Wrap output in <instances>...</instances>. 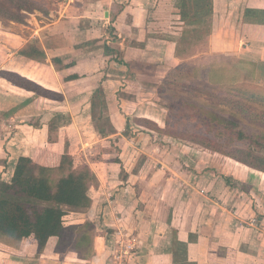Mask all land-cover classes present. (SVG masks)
<instances>
[{
  "label": "crops",
  "instance_id": "obj_1",
  "mask_svg": "<svg viewBox=\"0 0 264 264\" xmlns=\"http://www.w3.org/2000/svg\"><path fill=\"white\" fill-rule=\"evenodd\" d=\"M46 1L49 3L46 11L34 10L31 13L29 37L25 38L20 33L13 32L17 39L10 41L15 46L10 51H6L1 69L18 72L58 95L45 97L17 86L3 76L0 78L2 85H10L12 91L26 92L36 96L30 100V104H35H28L25 109L27 107L43 109L38 104L40 98L44 99L43 101H56L53 104L48 103L45 108L49 113L55 111L56 126L59 124L64 136L49 139L48 125L45 123L37 125L34 119L32 122L27 121V119L31 120L32 116L18 117L21 108L16 109L14 115H5L6 118L0 121L2 131L0 132V157L4 163L0 171L2 181H11L21 155L31 156L33 159L39 155L38 161H44L46 155L47 158L54 159L53 161L57 160L58 155L61 157L66 154L70 157L71 152L66 150L72 138L66 131L71 128H86L87 125L82 122L86 121V117L94 119L97 113L105 115L106 120H109V126L106 124L105 129L100 126L103 128L101 129L96 125L95 134L98 133L109 142L112 140L115 142L114 137L119 136V129L126 128L130 131V135L124 138L128 149L131 150L137 145L136 136L140 134L150 138L149 144H153L152 136L157 131L135 122L134 118L147 117L158 122L160 126H162L161 123L148 115H137L131 118L130 112L126 111L124 106L120 109V106L114 105L113 100L118 99L117 101L120 102L119 98L128 97L129 94L126 92L131 82H137L134 84L137 86L136 96H141L146 87L144 75H151L148 74L147 69H150L152 65L156 68L177 67L176 65H180L179 63L184 60L177 55L178 41L176 39L179 40V38L170 35L172 29L170 25L165 26L166 18H178L177 32L180 36L188 31L201 32V35L197 34V37L206 39L207 55L218 56L225 53L240 62L256 65L257 68L261 67L264 71V0H205V6L210 5L211 12L200 19L191 21L189 25L181 19L178 4L182 0ZM188 1L190 14H197L196 10L200 9L201 5L194 4L197 0ZM202 25H205V30ZM203 30L206 33L205 36ZM28 42H34L45 50L47 54L45 62L30 59L19 53V50ZM2 45L7 47L6 43ZM106 46L112 51L106 52ZM192 56L196 57L198 54ZM217 59L219 60L218 57ZM21 60L25 61L22 65H20ZM39 66L52 70V74L40 71ZM162 86L164 85H160V88ZM97 97L99 104H96ZM18 103H20L19 100H17ZM119 116H123L122 120L118 119ZM59 118L66 121H61ZM99 129L104 133H101ZM79 134L77 142L81 145L89 144L84 140L85 137H82L81 132ZM130 150L120 155L122 161L118 160L117 163L129 161L132 155ZM179 150H182L181 146ZM190 154L192 153L187 156ZM175 156L178 158L176 161L181 164L178 169L184 172L182 165L187 161L180 154ZM189 158L191 163L195 161L194 166L197 167V154ZM73 162L75 163L74 160ZM92 165L98 184L89 189L92 203L90 207L84 209L87 212L82 213L86 214V217L81 219L76 217L70 222H64L65 224L82 223L86 220L95 222L93 255L88 259H82L74 250L56 251L57 239L52 237L41 255L37 256L39 246L36 241L12 240L14 246L18 245L17 247L26 252H22V255L15 254L13 250L14 253L7 252L6 246L2 245V250L0 247L2 264H71L70 260L64 258L67 252L83 261L101 264L103 258L97 252L95 238L103 239L105 251L103 253L107 254L109 251L113 256L117 250L115 242L105 247V233L103 229H99L102 225L105 229L114 231L113 233L117 236L127 229L126 234L136 239H128V241L136 242H134L135 248L127 255L130 259L124 264H175L174 258L177 252L174 250V243L177 241L190 242L188 253L177 255L188 256L187 262L183 264H264L262 233L257 226H243L242 224L245 223L238 216L240 215L238 213H242L247 205L251 206L255 212L256 205L225 204V201L221 203L219 201L221 197L225 200L223 194H219L218 191L230 187V183L226 180V175L230 176V174L223 170L221 173L213 172L212 169H205L208 167L204 166L199 176L207 178L203 187L205 194L198 189L194 191V186L186 192L184 182L187 180L177 179L172 185L175 187L173 198L175 203H172L173 199L171 204L165 201V205L167 204L172 212L169 216L162 217L160 213L163 210V204L152 206L139 204L141 194L135 191L139 188L138 184L133 186L129 183L130 179L136 176L138 178L136 183L141 181L145 184V169H140V174L135 175L138 172L134 169L121 171L117 170L116 165L111 164L102 174L95 169L94 165H98V162ZM121 175H123L122 180L119 177ZM100 199H103L104 203H100ZM72 212L77 211L69 209L65 216ZM149 213L152 216H149ZM258 217L262 222L264 217L260 215ZM5 241V238L2 239V242ZM217 244H225L227 249L234 252L232 254L226 252V257L217 254L215 256L217 258L212 260L210 247ZM254 247H257L256 252ZM205 249L208 252H204ZM250 251L255 254L251 255Z\"/></svg>",
  "mask_w": 264,
  "mask_h": 264
},
{
  "label": "rangeland",
  "instance_id": "obj_2",
  "mask_svg": "<svg viewBox=\"0 0 264 264\" xmlns=\"http://www.w3.org/2000/svg\"><path fill=\"white\" fill-rule=\"evenodd\" d=\"M48 4L49 3L45 1V5L48 6ZM194 4L196 5V2H194ZM31 13L32 12L29 11H23V14H21L18 18V21H15L10 18L4 20L0 18V69L2 68V62L6 55V51H10L15 46L10 41H14V38L17 39V37L13 35V32H18L22 35V37L25 38L30 36V18L32 16ZM177 20L178 18L176 17H169L166 18V23L164 24L167 27H169V25L171 26L172 32L170 33V35L172 37L175 38L176 36H178L179 40L176 39L178 41L177 55H180V57H182L184 60L179 63L180 65H176L177 67L156 68V66L152 65L150 69H147L148 74L151 75H144L145 77H147V79H145V77L143 76L144 84H146V87L142 91L143 93H141V96H136L137 86H135L134 84H137V82H131L130 88H128V92H126L129 94L128 97H124V99L119 98L120 102L117 101L118 99H114L113 101L114 105L120 106V109H122L124 106L126 108V111L130 112L129 116L131 118H134L137 115L153 116L156 120L161 123L162 126L173 129L176 132L181 130H185L188 132H199L205 127L202 123L200 116L192 113L193 110L191 107L182 105L180 102H178L175 107L171 106L168 97L169 94L175 93L184 97H188L189 95H187L188 93L182 91L181 89L177 88L175 90L174 87L168 85L169 81H186L188 78H190L188 77L186 72L191 71L190 67L193 66L197 70L195 73H193L194 75L198 76L201 79L209 80L213 84H257L259 86L264 87V71L261 67L257 68L256 65L240 62L238 59H234L235 57L232 58L230 56L225 55V53L219 54L218 56L207 55L208 50L206 49V39L202 40V37H197V34L201 35V32L194 33L188 31L187 33H184L185 35H181V37L180 34H178L177 32L179 30V23L177 22ZM199 24H197V26ZM204 26L205 25H202V28ZM205 28L206 27H204L203 29L205 30ZM205 35L206 33L204 32V36ZM3 43H6L7 47L2 45ZM194 54H198V56H192ZM217 57L219 58V60L217 59ZM24 62L25 61L21 60L20 65H22ZM39 70L44 71L46 74L49 75L52 74V70L48 69L45 66H39ZM140 71V74H142V70ZM168 79L170 80L166 82ZM160 85H164V87L161 89ZM123 86L126 87L125 85H122V87ZM35 97V95L28 94L26 92L17 93L15 91H12L10 85H2V79L0 78V121L6 118V116H9L11 114L14 115V111L18 108H21L19 115H17L18 117H20V115L22 117L26 115L29 117L32 116L30 118L31 120L27 119V121L32 122V119H34L36 121V124L38 123L37 125H40L41 123H45L46 125H48V132L50 135L49 139H53L56 136H64L63 130L60 129L59 124L56 126L57 114L55 113V111L50 110L51 112L49 113L45 108L48 103L53 104L56 103V101H43L44 99L40 98L38 99V104L42 106L43 109H41L40 107L39 109H34V107L33 109L32 107H27L25 109V107L30 104V100H33ZM188 98L193 102L198 101V98L196 97L191 98L189 96ZM17 100H19L20 103L17 104ZM95 100L96 104H99V98L97 97V99L95 98ZM201 102H205L206 104H208L204 100H201ZM215 108L218 111L224 112L225 114L231 113L228 109H225L220 105L215 106ZM97 109L99 110V106L97 107ZM95 117L94 119H87V117L85 118L86 121L82 123L84 125H87L86 128H71L66 131L70 133V138H72V141L70 142V145L67 146L66 150L67 152H71V155L69 154L70 158H67V161L65 162V165L67 167L72 166L74 167V169L78 170L89 168L91 171H93L91 165L94 164V162H98V165L94 166L95 169L99 171V173L104 174L108 166L112 164V166H117V170L121 171L134 169L135 172H138L135 173V175L140 174V169H145V184H143L141 181L136 183L135 181H138V178H136V176L133 179L129 178V183L133 186H137L138 184L139 188L135 189V191L138 194H141V197L139 198V204H150L151 206L153 204H163V210L160 213L162 217L169 216V214L172 212L170 211L169 206L167 204L165 205V201L166 203L169 202V204H171L170 202L175 196V187H173L172 185L176 183L177 179L180 180L181 178L184 181L187 180L186 182H184V189L186 190V192L189 191L192 186H194V191L198 189L200 190V192H203L202 194H205L203 187L207 178L206 176H199L200 172H202L203 170V167L207 166L208 168L205 169H212L213 172L221 173V171L223 170L227 174H230V176H232L234 180L232 183H230L229 188H225L223 190L220 189L218 191V193L221 195L223 194L225 198L224 200L223 197H221L219 199L220 203L222 201H225V204H254V206L256 205V207H254L255 212L252 210L251 206L248 207V205H242L245 206L244 211L242 213H238L240 214L238 216L241 220L244 221L245 224H242L243 226H257L259 232L262 233V240L264 241V219H262V222H260L258 217L259 215L264 217V172L246 166L240 163L239 161H236L224 155L221 152L214 151L213 149H207L204 146H201L200 144L191 142L189 140L180 139L171 135L170 133L155 132L152 136V141H154L153 144H149V141L151 139L146 136H143L144 134H140L139 136L137 135L135 141L137 145L133 146V148L130 150L126 146L124 139L126 136L130 135V131H128L126 128H123L121 130L119 129V136L114 137L116 141L114 142V140H112L111 142H109L108 140H106V138L100 136L98 133L95 134L96 125L101 129H105L106 124L107 126H109V120H106L105 115L103 113H97ZM122 118L123 116H119L118 119L122 120ZM59 119L61 121H66L62 118ZM50 123L52 125H50ZM100 126H103V128ZM101 129H99V131L101 133H104L101 131ZM247 130L260 133L261 140L263 141L261 144L255 143L254 148L257 152L264 154V128L261 127V125L259 124L248 123ZM0 132H2L1 127ZM79 132H81L82 137L84 136V140L86 142L88 141L89 144L81 145L77 142L78 136L80 135ZM216 142L218 143V141ZM180 146L182 150H179ZM224 146L226 145L224 144ZM221 148L224 147L221 145ZM128 150L131 151L130 155L132 154L131 157H129V161H127L126 163L122 162L121 164L117 163L118 160L119 162L122 161V157L120 158L119 156H122V154H125ZM189 153L192 154L187 156V154ZM177 154L184 156V159L188 162V164H186L187 162L183 161L184 165H182V168H184V172L178 169L180 168L181 164L180 162L178 163V161H176L178 158L175 155ZM195 154H197L198 157L196 158V162L198 163L197 167L194 166L195 161L191 163V159L189 158L190 156H194ZM39 158V155H36L34 159L38 161ZM57 158H60V155H58ZM84 159L85 162H83ZM92 159L95 161H93ZM99 159L102 160L99 161ZM43 160L44 162L52 161V159H50V161L47 159V155L44 157ZM73 160L75 161V163L73 162ZM3 164L4 163L2 162V158L0 157V171L3 167ZM88 165H90V167H88ZM55 175L58 176L57 174ZM119 177L121 180L123 179V175ZM114 183L116 184V182ZM93 192L94 191H92V193ZM103 199H100V203H104ZM172 203H175L174 199ZM151 210H153V208H151ZM75 211L79 213H69L68 216H65L64 221L70 222L76 217L79 219L86 217V214H82L83 212H87L86 210L83 209L81 211ZM149 216H152V214L149 213ZM99 229L104 230L103 232L105 233L106 240L105 247L107 245L110 246L114 244V242L119 246L123 247L126 246L127 243H130L128 239L136 240L134 236L126 234L127 229H125L123 233L118 234V236L117 234L113 233L114 231L105 229V226L103 225L100 226ZM5 239V242H2V238L0 239L1 250L3 245L6 246L5 248L7 252L15 251V254L19 255H22V252H26V250H21L20 247H17L18 245L13 246L12 244H10L11 239ZM189 243L186 241H177L176 243H174V250H176L177 252L174 258L175 264H183L187 262V255H177L187 254ZM95 246L96 248H98L97 252L101 254L103 261L105 260V262L102 261L101 264H124L127 263L130 259V256L127 255L123 257H116L115 255L112 256V253H109V251L107 252V254L103 253L105 252L103 249L104 243L103 239L101 238H95ZM227 248L228 247L225 246V244H217L214 246L212 245L210 247V259L214 260L215 258H217L215 257L217 254H219L218 256L226 257V252H230L231 254L234 252L233 250ZM119 249H121V247ZM70 250L72 249L70 248ZM256 250L257 247H254L255 252ZM204 252H208V250L205 249ZM255 252L250 251L249 253L251 255H254ZM64 258H67L66 260H70L71 264H94L91 261H83L69 252H67ZM184 259L186 261H184ZM0 264H2L1 253Z\"/></svg>",
  "mask_w": 264,
  "mask_h": 264
},
{
  "label": "trees",
  "instance_id": "obj_3",
  "mask_svg": "<svg viewBox=\"0 0 264 264\" xmlns=\"http://www.w3.org/2000/svg\"><path fill=\"white\" fill-rule=\"evenodd\" d=\"M45 1L0 0V18L18 21L23 11H46ZM178 5L181 19L187 25L211 12V6H205V0H197L196 5L201 7L196 10L197 14L192 15L188 0H182ZM105 50L112 51L108 46ZM19 53L41 62H45L47 57L45 50L34 42L26 43ZM190 69L191 71L186 72L190 77L186 81L168 79L166 82L169 81L168 85L175 90L181 89L191 98H198V101L193 102L189 96L184 97L175 93L169 94L168 97L172 107L178 102L191 107L192 113L200 116L205 127L203 130L176 132L160 126L158 122L147 117H135V122L153 131L170 133L180 139L198 143L264 172V154L254 148L255 143H262L261 135L247 130L248 123L259 124L264 128V87L257 84H213L194 75L193 73L197 71L195 67ZM0 76L45 97L58 95L42 84L12 70L0 69ZM219 105L231 113L218 111L215 106ZM128 123L130 124V121ZM221 145L224 148H221ZM67 158L70 157L66 154L55 161L54 159L50 161L51 158L48 157L50 162L35 161L31 156L25 155L18 158L11 181L0 180V239L8 238L16 242L36 241L39 256L50 238L54 237L57 239L56 251L71 248L82 259H88L93 255L95 222L86 220L82 223L65 224L64 216L69 209L80 211L90 207L92 197L89 189L98 184V178L89 168L78 170L72 166L67 167L65 165ZM226 180L228 183L233 182L232 177L227 175ZM12 242L10 244L14 246Z\"/></svg>",
  "mask_w": 264,
  "mask_h": 264
},
{
  "label": "built area",
  "instance_id": "obj_4",
  "mask_svg": "<svg viewBox=\"0 0 264 264\" xmlns=\"http://www.w3.org/2000/svg\"><path fill=\"white\" fill-rule=\"evenodd\" d=\"M120 247L121 249H119ZM123 247L117 244V250L114 254L116 257H123L125 255H128L129 252L135 248V243L133 241H130V243H127L126 246Z\"/></svg>",
  "mask_w": 264,
  "mask_h": 264
}]
</instances>
